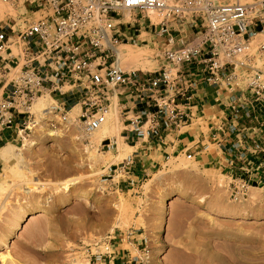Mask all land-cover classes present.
<instances>
[{"label": "rangeland", "instance_id": "rangeland-1", "mask_svg": "<svg viewBox=\"0 0 264 264\" xmlns=\"http://www.w3.org/2000/svg\"><path fill=\"white\" fill-rule=\"evenodd\" d=\"M0 5L5 6L0 19L5 11L22 12ZM127 45L148 55L152 67L129 60L126 68L162 65L157 46ZM256 65L264 69V60L257 57ZM35 105L36 127L0 145V264H5L2 256L6 264H89L91 255L106 247L130 250L148 264H264V153L249 149L246 129L259 131L264 116L259 122L239 120L235 129L242 136L232 141L235 147L228 146L227 136L223 145L207 141L197 147L198 134H207L209 123L194 121L189 150L164 155L126 147L120 108L114 104L107 121L116 126L113 138L121 155L103 148V139L93 158L94 133L82 130L81 111L65 121L58 113L44 116ZM259 138L264 143V132ZM6 148L12 157L4 155ZM137 150L142 156L137 159L147 166L133 169L142 170L141 178L130 185L128 175L115 172L113 165ZM130 232L134 237L125 239ZM143 238L148 239L147 258L138 246Z\"/></svg>", "mask_w": 264, "mask_h": 264}, {"label": "built area", "instance_id": "built-area-1", "mask_svg": "<svg viewBox=\"0 0 264 264\" xmlns=\"http://www.w3.org/2000/svg\"><path fill=\"white\" fill-rule=\"evenodd\" d=\"M0 2L22 11L17 16L5 11L0 19L1 129L26 133L35 128L32 108L44 94L56 103L51 113L65 121L80 104L78 122L86 135L101 128L117 104L121 134L135 147L165 144L168 135L190 125L203 112L205 89L217 96L228 93L232 98L225 110L238 121L245 116L259 122L264 116V69L256 65L257 57L264 60V39L256 54L250 51L252 39L264 33V0ZM123 44L157 46L162 65L156 70L126 68L118 56ZM235 126L229 131L235 132ZM260 127H249V149L264 153V143L255 138L264 132V120ZM102 145L111 151L117 143L106 138ZM138 152L115 164V172L130 175ZM129 184L135 181L129 179ZM138 246L147 258L148 239ZM146 260L106 247L91 255L89 264H148Z\"/></svg>", "mask_w": 264, "mask_h": 264}, {"label": "crops", "instance_id": "crops-1", "mask_svg": "<svg viewBox=\"0 0 264 264\" xmlns=\"http://www.w3.org/2000/svg\"><path fill=\"white\" fill-rule=\"evenodd\" d=\"M201 97H202V100L200 102L203 103V112L199 113L196 116V118L194 119V121H198L200 119L205 120V121L207 120L209 123V127H208L207 134H205V132H203V131H201L198 134L199 138L194 145H197V147L198 146L201 147L202 145H205L207 141L209 143L215 142L214 144H218V145L222 144L223 145L222 140H223V138H226V136H227L226 142H227L228 146L229 147H235V143H233L232 141H234L237 136H242V135H239V133H237V131L230 132L229 127L232 123L233 124H239V121H238V119L236 120V119L231 117V115L228 112V111H230V109L225 110V105H227L229 103V100L232 97L228 93H223V95L217 96L215 91L207 90V89H205V91L201 94ZM71 105H73V104H71ZM219 108H221V111L218 110ZM220 113H222V114H220ZM218 114H220L219 115L220 118H219V121H216L215 117ZM19 120H20V118H16V122ZM194 121L190 125H188L187 127L183 128L181 131H179L177 133H173L171 135H168L165 144L155 145L153 147L147 148L146 153H150V151L156 150V151H160L164 155H171L172 153H177V151H180L181 148H183V149L185 148L188 151L189 146H188V143L186 141L190 140L189 136L192 135L191 133L194 130L192 128ZM250 122H254V120H250ZM184 129H185V131H184ZM249 129H250L251 135H253V133H252L253 131H251V128H249ZM16 134H17V129H15V127H13L12 129H1L0 128V145L7 143L9 140L15 139ZM121 136L129 146L135 148V146L133 144H131L130 142H128L126 140V137L123 134H121ZM260 136H261V133L256 135L255 138H259ZM197 147H195V148H197ZM138 157H142L141 154H139ZM144 162L145 161H143L142 158L136 159V164H135L134 168H137L139 166L142 168H145V166H147V164ZM231 166H235V165L233 163H231L230 167ZM140 172L139 171L135 172L133 170L132 173L130 175H128L127 181L129 182V179L134 180L135 182L140 180V178H141ZM122 184H125V183H122ZM128 251H130V250H128ZM131 254H132V252H131Z\"/></svg>", "mask_w": 264, "mask_h": 264}, {"label": "bare ground", "instance_id": "bare-ground-1", "mask_svg": "<svg viewBox=\"0 0 264 264\" xmlns=\"http://www.w3.org/2000/svg\"><path fill=\"white\" fill-rule=\"evenodd\" d=\"M4 7L5 6L0 5V12L3 13V11L5 9ZM127 14L128 13H126V15ZM152 18L155 21H159V16L157 14H152ZM263 35H264V33H261V32H259L258 34H256V37H259V38H256L258 40V41H256L257 44H259L258 42L262 40ZM257 44L255 45V48L256 49H257ZM255 48H253V49L256 50ZM136 50L132 49L127 44H123V45L119 46V48H118V56H119V59L122 61L123 64L126 63L127 61L131 60V61H134L136 63L141 64L140 66H142L144 68H146V67L147 68H151L152 67V63L149 60L148 55L142 54V53H144L143 51H142V53L141 52H136ZM52 102H54V99L52 97H50L49 95H45V96H42V97H39L38 98V100L36 101V105H37L38 109L40 111H42L43 115L45 116V115H49L51 113V109L53 108ZM80 111H81V105L80 104H76L73 107L72 111L71 110L69 111V119H68V121H70V119L73 120L74 118H77V116L79 115ZM115 129H116L115 124L111 120L110 121H107L101 128H99L98 130H96L94 132L93 136L91 137V142H92L93 146H91L90 149H94L97 146H99V144L101 143V141L103 139H105V138H108V137L113 138L115 136V132H116ZM113 139H115L116 140V143H117V139L116 138H113ZM126 145H127L126 147L132 148L128 144H126ZM10 148H6L4 151L2 150L3 153H4V155H6L7 157L11 153V149ZM114 149H116V151H118L119 153L122 151L120 144L116 145V147ZM0 153H2V152H0ZM12 155H9V156L12 157ZM120 155H121V153L120 154H117L116 157H119ZM15 156H17L18 159H19V154L16 153ZM91 156L93 158L96 157L95 149L91 152ZM110 170H111V168H110ZM40 215H42V214H38L37 216H32V218H30V221L35 220ZM2 258H3L2 260L4 261V262L3 261L2 262L6 264V261H5L6 258H5V256H2Z\"/></svg>", "mask_w": 264, "mask_h": 264}]
</instances>
